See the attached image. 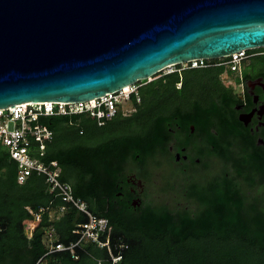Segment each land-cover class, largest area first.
Masks as SVG:
<instances>
[{
  "label": "trees",
  "instance_id": "16d2710c",
  "mask_svg": "<svg viewBox=\"0 0 264 264\" xmlns=\"http://www.w3.org/2000/svg\"><path fill=\"white\" fill-rule=\"evenodd\" d=\"M250 54L257 55L251 58L253 67L244 68V78L254 69L264 71V60H260L264 48ZM181 68L178 65L177 69ZM225 70L183 71L184 89L177 88L182 73L161 72L154 81L140 82V100L134 95L129 101L131 107L120 109L104 126L84 114L44 120L55 134L45 162L57 161L60 180L72 186L74 196L88 203L96 215L110 220L113 243L129 246L121 264H264V149L255 142L254 150L238 161L233 179L208 181V190L196 188L197 192H191L199 205L195 213L174 211L167 205L153 209L151 204L141 212H120L112 205L124 166H143L149 158L141 145L147 141L152 118H169L171 112L189 109L187 104L192 102L202 110L208 106L210 119V113L216 116L227 111V101L232 102L236 95L221 79ZM191 75L200 81L191 84ZM131 108L138 109L133 117L129 116ZM204 115L203 111L201 117ZM219 125L223 131L225 125ZM18 175L17 164L10 161L8 149L0 144V264H37L49 249L40 230L32 237L26 233L23 221L30 218V209L50 206L55 216L44 214L41 227L54 225L59 241L66 244L76 241L72 230L86 217L68 210L55 219L64 202L55 199L46 179L33 175L20 183ZM78 253L79 260L69 252L49 255L48 264H97L98 258L108 256L107 251L92 244H85Z\"/></svg>",
  "mask_w": 264,
  "mask_h": 264
},
{
  "label": "water",
  "instance_id": "95a60500",
  "mask_svg": "<svg viewBox=\"0 0 264 264\" xmlns=\"http://www.w3.org/2000/svg\"><path fill=\"white\" fill-rule=\"evenodd\" d=\"M264 48V0H0V109L84 102Z\"/></svg>",
  "mask_w": 264,
  "mask_h": 264
},
{
  "label": "flooded vegetation",
  "instance_id": "af4514ba",
  "mask_svg": "<svg viewBox=\"0 0 264 264\" xmlns=\"http://www.w3.org/2000/svg\"><path fill=\"white\" fill-rule=\"evenodd\" d=\"M245 63L246 67L248 66L246 70H249L255 62L250 59ZM247 76L243 77L240 86L227 84V87L234 89L236 99L232 102L227 101L225 113L220 112L221 114L218 113L216 116L210 113V119L207 113L208 106L202 110L196 102H192L187 105L191 109L194 108L195 112L193 109L190 111L189 108L188 111H176L175 114L171 112L166 119L152 118V128L145 136L147 141L141 145L142 152L149 158L143 166L133 163L124 166V171L117 181V194L112 199L113 208L120 212H130L132 209L141 212L149 204L153 205V209L158 208L159 204L148 203L144 197L149 193L147 188L154 179L155 171L160 170L162 173L170 168L175 171L177 177H187L190 185L180 187L174 182L176 180L171 178L170 181H165L168 185L165 192L176 190L180 196L194 201L195 199L190 196L191 192L195 193L198 189L205 191V187L209 189L207 177L199 180L195 178L198 171H209L216 165L214 164L216 160H221L225 163L229 162L233 179L240 166L238 161L254 150L252 142L263 150L264 71L255 72L254 69L252 72H247ZM189 78L192 80L191 84L200 81L196 79L200 77L195 75ZM184 81L182 73L181 80L177 84L178 89H184ZM203 111L205 117H201ZM129 112V116L133 117L138 113V109L131 108ZM219 124L225 125L223 131H220ZM227 149L231 152L228 153ZM134 166L136 169H131ZM128 167L130 170L126 172ZM160 192L159 189L155 191L156 197L160 196ZM184 210L190 208L186 207Z\"/></svg>",
  "mask_w": 264,
  "mask_h": 264
},
{
  "label": "built area",
  "instance_id": "2783aa9c",
  "mask_svg": "<svg viewBox=\"0 0 264 264\" xmlns=\"http://www.w3.org/2000/svg\"><path fill=\"white\" fill-rule=\"evenodd\" d=\"M250 51L253 50H243L218 60H193L183 64L181 69L173 66L166 70L175 68L169 71L168 74H170L193 69L225 67V73L221 76L222 81L224 84L237 87L243 82L244 63L257 55L250 54ZM139 83L128 86L129 89L125 87L120 91L107 93L103 97L84 102L24 103L0 109V144L8 149L10 161L18 166V181L25 183L33 175L46 179L55 199L61 198L64 202L55 219L59 220L68 210H75L79 215L86 217L85 222L77 223L72 230L77 237L76 241L66 244L59 241L54 225L41 227L44 214L48 212L52 218L55 216V211H52L50 206L40 207L38 210L30 209V218L24 220L26 233L32 237L37 230H40L49 249L37 264H48L47 257L59 252H69L74 259L79 260L78 250L85 244H92L107 251L108 256L98 258L97 264H121L124 260L123 252L129 246L122 242L113 243V228L110 220L96 215L90 210L88 203L74 196L72 186L60 180L57 161L45 162L47 148L53 142L55 134L49 125L44 123V120L51 117L84 114L96 119L99 126H104L115 119L120 109L124 108V104L131 101L134 95L140 100L138 97Z\"/></svg>",
  "mask_w": 264,
  "mask_h": 264
},
{
  "label": "rangeland",
  "instance_id": "374dc122",
  "mask_svg": "<svg viewBox=\"0 0 264 264\" xmlns=\"http://www.w3.org/2000/svg\"><path fill=\"white\" fill-rule=\"evenodd\" d=\"M260 60H264V58H261ZM262 64H264V63H262ZM244 68H246V63L243 65V70H244ZM173 69H175V68H173ZM173 69L163 71L162 73L168 74L169 71H172ZM247 69H248V66H247ZM233 79H234V77H233ZM153 80H155V77H152L150 80H148L147 83H149ZM130 107H131V104L129 102H126L124 104L125 109H129ZM166 163H168V162L166 161ZM214 164H216V165H214L212 167V169L209 170L210 172L206 171V170L204 172L198 171L197 174H195V178L199 180V178L207 177L209 182H213L215 180L232 179V175H233L232 173L233 172H232L229 164H226L225 162H222L221 160H216ZM135 167L136 166L131 167V169L132 168L136 169ZM129 170H130V168L128 167L126 172H128ZM155 172L156 173H154V175H155L154 179H153V181L150 182V184L147 188L149 193L147 196L144 197L146 202L154 203L156 205L159 204V206L168 205V207H170L174 211L178 210V209L184 210V208L189 207L190 210L195 212L199 208V205L197 204L196 200H194V201L187 200L182 195L180 196L179 195L180 193L177 192L176 190L171 191L170 193L165 192L168 188V185L165 181H170L171 178H174L176 180L174 182L178 183L180 185V187H188L190 185L189 184L190 180H188L187 177H184V176H183V178L177 177L175 175L176 174L175 171L171 168L168 171H165L162 173L160 172V170H156ZM209 182H207V183H209ZM157 189H159V192L161 190L160 196H158V197H156L157 195H155V191ZM162 189L164 191H162ZM154 198H156V199H154ZM23 225H24V221H23Z\"/></svg>",
  "mask_w": 264,
  "mask_h": 264
},
{
  "label": "bare ground",
  "instance_id": "6f19581e",
  "mask_svg": "<svg viewBox=\"0 0 264 264\" xmlns=\"http://www.w3.org/2000/svg\"><path fill=\"white\" fill-rule=\"evenodd\" d=\"M130 87H126V89H129Z\"/></svg>",
  "mask_w": 264,
  "mask_h": 264
}]
</instances>
